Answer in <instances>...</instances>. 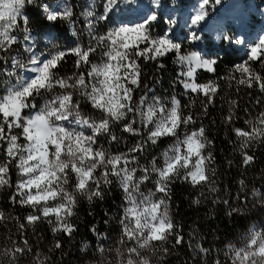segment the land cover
I'll use <instances>...</instances> for the list:
<instances>
[{
	"label": "snow or ice",
	"instance_id": "1",
	"mask_svg": "<svg viewBox=\"0 0 264 264\" xmlns=\"http://www.w3.org/2000/svg\"><path fill=\"white\" fill-rule=\"evenodd\" d=\"M222 2L199 0L190 16V27L205 24L210 18L209 7ZM134 5L135 0H0V188L11 186V171L15 169L17 180L10 201L31 209L24 222L0 211V224L15 220L19 234L18 239L6 235V242H0V264H21L22 260L50 264V258L29 243L27 229L46 222L53 235L71 238L78 230L72 218L79 200L102 203L113 183L122 192L120 235L112 258L102 259L100 264H165L171 255L165 245L171 243L176 248L185 243L171 205L172 186L177 181L199 189L192 205L210 200L213 205L228 206L230 216L243 214V208L232 207L230 200L219 194L213 141L203 122L221 85L217 79L198 82V73L215 74L218 60L198 51L185 54L168 31L153 34L161 0H150V10L132 22L113 19L122 7L135 11ZM32 15H42L44 27L58 22L70 25L71 35L76 37L74 46L63 48L52 43L55 38L49 33L51 47L46 45L45 51H39L36 37L40 33L33 31ZM103 22L113 26L100 33L97 25ZM165 23L171 30L177 21L168 19ZM81 37L87 39V46L80 42ZM188 38L201 39L195 31ZM222 39L232 42L230 35ZM235 43L246 46V59L218 79L227 80L237 94L242 87L264 93V75L252 66L259 63L264 69V34L252 42L237 39ZM170 54L180 67L174 83L189 98L187 105L176 95H156L147 84L141 90L140 61H158ZM69 55L76 58L74 71L62 75L60 66ZM94 55L96 61L92 60ZM164 67L157 64L158 70ZM138 90L141 94L137 99ZM197 100L200 113L192 111ZM221 101L227 111L220 122L234 135L235 140L229 143L234 144L239 166L246 171L255 162L256 147L264 145V110L245 119L244 127H237L239 98L225 92ZM87 106L90 109L86 111ZM116 125L122 133L138 137L125 151L111 152L99 142L100 138L110 145L124 141L125 137L113 131ZM164 138H171V143L148 159L149 150ZM227 163L231 166L233 161ZM238 184L239 191L246 193L242 200L245 206L250 195L253 204L264 207V188L253 186L249 192L243 178ZM89 231L103 240L95 225ZM189 236L193 256L213 251L203 246L197 229ZM62 247L57 239L49 251ZM99 251L102 254L104 249ZM221 251L224 259L216 258L212 264H264V221L252 223L238 242H226L223 249H217Z\"/></svg>",
	"mask_w": 264,
	"mask_h": 264
},
{
	"label": "trees",
	"instance_id": "2",
	"mask_svg": "<svg viewBox=\"0 0 264 264\" xmlns=\"http://www.w3.org/2000/svg\"><path fill=\"white\" fill-rule=\"evenodd\" d=\"M37 13L39 9H35ZM43 20L42 15H32L31 25L33 29L49 28L55 32L60 31L64 33L65 23L58 22L55 25L44 27L41 24ZM47 23V22H45ZM162 19L159 16L155 23L153 34L162 33ZM170 38L174 42L181 44L184 52L190 49L191 45L186 43L183 38V32L170 33ZM80 42L87 46V40L84 37L80 38ZM208 58H216L218 63L216 65V72L207 73L200 70L198 73V82H206L209 79H217L221 85L219 94L215 98L214 106L209 108L208 116L204 118L203 122L208 126L209 138L213 141L211 151L213 152L216 163L214 167L217 169L218 186L221 189L220 196L230 200L232 207L243 208V214L228 215L230 208L224 204L213 205L210 200H204L200 205H192L191 200L195 198L199 189H193L190 185L181 181H177L172 186V212L174 219L182 226V233L185 238V243L176 248L172 244L165 245L169 247L171 255L166 258L165 264H212L213 260L219 258L224 259L223 253L217 252V249H223L226 242H238V238L248 226L258 221H264V207L258 204H253L252 198L249 199L245 206L242 202L243 196L246 193L239 191V179L243 178L246 181L247 188L250 192L253 186L257 188H264V180L261 176L264 175V145L257 146L255 149V162L249 166L245 171L241 168L240 157L234 152V144L229 143V140H235L234 135L230 129L221 124V118L226 113L227 108L222 104L221 97H224L225 92L233 98H239L240 107L237 109L239 119L235 126L244 127V120L255 116L261 110H264V93H260L255 89L249 90L241 88L237 94L234 87L228 86L227 80H219V77H225L229 73L234 64H238L246 59V51L238 52L234 50L230 42L221 41L220 50L218 53L206 55ZM97 56L92 57L93 61L97 60ZM75 56L69 55L62 62L60 66V73L62 75L70 74L74 71ZM174 54L167 55L158 61L145 62L140 61L142 66V84H147L154 90L156 95L161 97H171L176 95L181 101L182 105L189 104V98L183 94V89L179 84H175L177 72L180 67L173 62ZM163 63V69H157V64ZM253 68L264 75L259 63H253ZM159 81V83H156ZM251 93V95H249ZM141 91L138 90L135 94L139 98ZM260 101V103H257ZM90 109L87 106L86 111ZM245 109H248L246 112ZM194 113L201 112V105L199 100L196 101L192 107ZM187 112V109H185ZM215 120V125L211 121ZM113 131L118 136L125 137V140L120 143L109 144L105 138H100V144L111 152L125 151L127 147L133 145L138 137L129 136L127 133L120 131V126L113 127ZM171 143V138H164L158 146L149 150L148 159L151 156L160 153L167 145ZM232 160L231 166L228 161ZM141 162L145 159L142 157ZM17 180L15 169L11 171V186L0 188V211H3L6 216L19 218L24 222V217L31 211L28 207H21L19 204H13L10 197L15 191V183ZM149 187L151 185H148ZM122 192L118 186L113 183L110 190L105 194L104 201L101 203L95 201L93 204H88L84 199H80L76 208V215L72 218V222L76 225L77 231L71 238L57 233L53 235L50 230V225L46 222H38L34 228L29 227L26 231V236L33 249H39L50 258V264H100L102 259H111L112 250L116 247L119 240V226L118 219L120 216ZM240 196L241 199H237ZM92 212L93 215H89ZM107 213V215H105ZM107 221V223H105ZM95 225L99 232L104 237L103 240L89 231ZM197 229L202 237V244L206 248H211L213 251L207 256H193L192 251L188 247L190 240L189 233ZM11 235L13 239H18L19 234L16 232L15 220L6 221L0 224V242H6L5 236ZM59 239L63 247L59 250L49 251L53 248L54 242ZM174 243V241H173ZM103 248L101 254L99 251ZM30 259V257H29ZM21 264H27V260H22Z\"/></svg>",
	"mask_w": 264,
	"mask_h": 264
},
{
	"label": "rangeland",
	"instance_id": "3",
	"mask_svg": "<svg viewBox=\"0 0 264 264\" xmlns=\"http://www.w3.org/2000/svg\"><path fill=\"white\" fill-rule=\"evenodd\" d=\"M170 1V0H169ZM175 2L177 0H174ZM41 2H45V0H41ZM82 2V0H81ZM145 2L146 6H142V3ZM199 0H181L178 1L177 5L173 4H167L165 5L162 9L160 7V12L159 14L161 15L162 19V33L164 31H168L167 25L165 23L166 20L168 19H175L177 21L176 25L183 29V38L186 43H189V45H192L193 41L189 40V35L191 32L195 31L197 35L201 37V39L204 38L206 35V32L204 30H200L201 27L198 28H192L190 27V16L193 14L195 8L198 6ZM244 3L246 4V8H251V6L260 5V8L264 7V0H244ZM177 6V7H176ZM135 11H132L127 8H121V10H118L117 14L113 17L117 21V23L123 21V22H132L136 19H138V14H143L146 13L150 10V0H135ZM216 7H219L216 6ZM210 8V7H209ZM42 10L39 9V12ZM80 11V8H77V13ZM210 11V16L211 14H214L215 16L217 15V11L215 8H212ZM223 12H226L223 10ZM253 14L250 16H246L247 19H249L252 24V36H251V42L255 41L258 35L264 34V23L261 22L259 15L257 12H254V10H250ZM245 16V15H244ZM235 23V21H233ZM64 29V33H61L60 31L55 32L54 30L51 29H42L38 30L35 29L33 30L35 32H39L40 35L36 37L37 40V47L39 51L43 52L46 50L45 46L47 45L48 47H51V44L49 43V33L51 34V37L55 38L52 40V43L58 44L59 46L63 48L67 47H72L74 46V41H76V37H73L71 35V26L66 23ZM82 27V25H79ZM113 25L111 23L103 22L99 25H97L99 32L103 33L106 31L108 28L112 27ZM161 33V34H162ZM170 33V32H169ZM155 35V34H154ZM209 35V33H208ZM170 37V36H169ZM20 39H22V35L19 36ZM87 40V39H86ZM199 41V40H198ZM246 48V46H244ZM191 51H196L195 48H191V50H186L185 54ZM207 58V57H206Z\"/></svg>",
	"mask_w": 264,
	"mask_h": 264
},
{
	"label": "built area",
	"instance_id": "4",
	"mask_svg": "<svg viewBox=\"0 0 264 264\" xmlns=\"http://www.w3.org/2000/svg\"><path fill=\"white\" fill-rule=\"evenodd\" d=\"M211 8V7H210Z\"/></svg>",
	"mask_w": 264,
	"mask_h": 264
}]
</instances>
